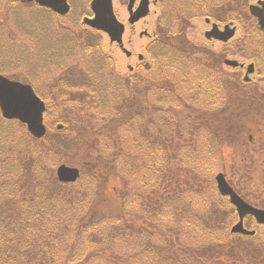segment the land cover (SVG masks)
Segmentation results:
<instances>
[{"label": "trees", "instance_id": "1", "mask_svg": "<svg viewBox=\"0 0 264 264\" xmlns=\"http://www.w3.org/2000/svg\"><path fill=\"white\" fill-rule=\"evenodd\" d=\"M226 6L229 10L233 8L231 4ZM167 16L157 21L154 42L147 50L149 64L142 83H130V76L125 80L118 78L104 57L88 58L85 73L72 80L83 87L77 98L47 101L45 118H52L54 130L40 140L31 138L26 131L21 132L27 145L20 156L10 158L4 148L2 123H16L25 130L24 126L0 116V264H55L58 257L62 258L61 264H80L74 257L76 248L82 247L91 237L92 229H96L91 227L97 212L90 208L89 201L96 194L104 195L100 186L105 190L111 188L112 185L107 184L111 178L123 186L121 191L132 187L142 202L141 209L138 212L123 209V199L129 192L120 193L112 186L109 201L117 199V208L113 216L102 210V228L96 232L97 236L104 233L105 244L92 251L95 255L90 252L85 259L95 256L105 264H264V240L255 242L257 232H264V225L254 223L253 237L232 235L228 227L234 223L236 214L227 198L211 191L212 196L203 200L204 195L208 197L205 193L208 190H202L198 176L193 173L189 175L190 182L195 180L196 187L192 184L191 190L183 192L185 187L182 185L181 189L177 183L178 174L171 177L164 163L169 151L178 150L184 144L192 151L194 141L191 144L189 139L199 140L202 135L211 136L209 143L214 148L211 141L218 138L217 132H222L215 129L214 111L201 113L190 106L194 92L211 94L214 91V80L203 68L210 56L207 51L198 54L196 43L188 42L183 30L173 32L170 14ZM227 20L235 25L240 22L233 17ZM252 28L264 37L257 25ZM91 50L86 48L85 57L93 53ZM171 64L176 67L169 68ZM169 70L174 73L169 75L166 73ZM230 87L233 95L242 98L231 99L233 108L242 103L248 120L255 116L254 106L263 113L264 96L260 99L253 91L242 94L240 84L235 82ZM178 90L186 95L185 99L178 100L182 111L167 110L178 114L165 113L167 105L175 106L167 96L176 97ZM196 97L203 99L202 94ZM60 108L64 109V115L57 113ZM124 113L127 116L122 118ZM180 119L187 127L176 129L174 134L173 125H180ZM243 123L245 121L239 127L243 130L235 132H239L237 138H245L241 140L249 151L254 149V139L253 135L250 138L246 135ZM121 124L127 125L121 134L125 148L115 143L120 139ZM57 125L61 126L60 130L56 129ZM232 130L226 132L230 137ZM223 142L224 145L216 141L220 149V152L215 149L217 155H223L227 149L226 141ZM139 151L144 158L150 159L148 164L142 161ZM67 153L71 155L66 157ZM195 153L199 156L198 150ZM77 157L82 159L77 160ZM240 157L238 168L228 166L223 173L234 174L235 169L249 173L250 168L244 167L249 163L246 155L241 153ZM68 158L78 161L80 178L74 184H61L54 171ZM179 160L182 161L180 165H186L185 159ZM86 161L84 167L82 162ZM143 169L146 172L140 178L142 189L134 190L132 178ZM177 171L186 169L180 166ZM253 173L250 170V174ZM228 181L240 194L232 180ZM179 193L182 196L175 197L180 196ZM194 194L201 198L193 207ZM158 211L162 217L159 223L155 217ZM154 217L156 223L151 221ZM198 220L201 234L208 240L188 243L189 235L184 232V226L197 231L194 222ZM231 236L241 241L229 242Z\"/></svg>", "mask_w": 264, "mask_h": 264}, {"label": "rangeland", "instance_id": "2", "mask_svg": "<svg viewBox=\"0 0 264 264\" xmlns=\"http://www.w3.org/2000/svg\"><path fill=\"white\" fill-rule=\"evenodd\" d=\"M253 1L255 0H196V3L193 4L192 0H159L161 5L160 10L156 8V13L154 15L152 14L151 17L149 16L143 24L136 27V33L132 37V45H129L131 48L127 47L125 43V47L127 48L125 49L133 53L132 59L128 61L120 51H112L110 49L108 38L94 31H89L81 25L79 17L82 18L83 15L85 16L88 12L89 0H69V3L72 5V10L67 18L62 19H56V17L51 19L47 12L37 10L35 8L36 6H32L31 3L20 2V0H0V73L9 79H15L21 82L27 81L28 83L31 82L39 94L45 97V100L53 84L63 86L62 82L57 83L59 79H62V76L70 83H73V78H76L77 75L84 74L87 66V63L85 66L84 62L92 57L93 59H98V57L103 55L109 64H111V68L115 69L118 78L125 80L127 79L126 76H131L127 66L135 64L137 54L142 52L143 44H147L145 37L139 39L138 34L144 31L153 35V33L156 32L158 17L161 14H170L169 19L173 32L178 29L183 30L186 34L187 41L196 43V47H198L196 52L198 54L202 51H207L210 56L203 68L204 70L206 69L207 73L214 80V91L211 92V94L207 91H202L200 93L198 91L194 92L192 98L193 102H190V106L197 108L201 113L208 114L210 110L212 112L214 111L216 114L214 119L215 129L218 128L219 131L222 132H217L216 136L218 138L211 141V144L213 146L215 145L214 148H212L209 143V138L211 136L207 138V136L202 135V138L199 140L196 138L193 140L189 139L191 144H193L192 142L194 141L192 151L189 150L188 144H184L178 150L169 151L167 158L165 160L162 158V160H164V163H166L165 165L168 166V172L171 177L178 174L179 179L177 183L179 182L181 189L182 185L185 187H183V192L191 190L192 184L193 187L196 185L195 180L190 182L192 177L189 176L191 173L196 174L202 190L206 191V188L208 190V192H205L208 194V197L204 195L205 198H203V200H207V198L212 196L211 191H213V194L216 191L214 183L215 176L218 173H222L228 166L238 168L236 164L241 161L240 154L242 153L246 155L249 161V163H247L248 165H244V167H249L254 173L250 174V170L248 173L237 171L236 169L234 174L224 173L227 174L228 179L232 180L235 187L241 192V196L244 197L249 204L256 208L264 209V120H259L264 117V105L263 113L255 109L254 106L252 112L255 116L248 120L244 114L245 108L241 105L242 103L235 108H233L231 104L232 98L238 97V100H242L241 95L235 96L230 91V85L235 82L236 84H240L242 94L246 91H253L260 99L264 96V37L257 34L256 29L252 28V26H256V22L250 19L251 15L248 6ZM122 2H124V0H113L114 11L119 20L126 18L125 5H123ZM226 4H231L233 8L229 10ZM154 10V7H151V11ZM189 13L195 14L198 18L189 16ZM207 16H213L214 19L220 18L222 20L228 19L229 16L230 18L240 19V22L236 25L235 37L228 44L205 42L202 37L203 33L210 28V25L208 26L205 24ZM67 19H71L70 22ZM58 30H63L64 37H34L37 34H48V32H53L55 36H59ZM130 36L131 32L128 30L124 36V41ZM2 38L8 43L2 44ZM3 46H8V56H2V52H4L2 50ZM88 47L96 49V54H93V56L90 55L89 57L86 56L85 58V50ZM15 51L18 52L14 54ZM224 59L238 61L239 63H243L245 67L253 63L255 73L249 77L251 82L249 84L243 83L245 67L243 70L228 69L223 64ZM52 61L54 62L52 63ZM115 63L117 64L115 65ZM174 67H176V65L171 64L169 68ZM77 72L78 74H76ZM166 73L172 75L174 71L169 70ZM73 74L76 75L73 77L71 76ZM136 74L141 75L140 72L137 71ZM26 78H29V81ZM130 79L131 77L128 79L129 82ZM198 94H202L203 99H197L196 96H198ZM50 98L53 99V102L59 101L53 98V94H51ZM185 98L186 95L181 90H178V95L176 97L168 95L167 99L175 106L167 105L165 113L178 114V112H167V110L179 111L181 107L178 100ZM172 100L177 104L173 103ZM46 103L48 102L46 101ZM246 107H248V104ZM60 109L61 110H58L57 113L61 112L59 114L64 115V109ZM104 112L105 111H102L101 113ZM220 113H222L223 116H220ZM125 116H127L126 113L121 115L122 118ZM229 120L231 122H229ZM243 121H245V124H243L245 125L244 130L247 131L246 135L249 138L253 135L254 139V149L249 151L248 149L246 150V146L241 140V138L244 137L239 136L237 138L239 132H235V130H243V127L241 129L239 128ZM52 122L53 120L50 116L45 118V124L49 133L54 130ZM179 123L180 125L178 123L173 125V128H175L173 129L174 134H176V129L181 130V128L187 127L185 126L184 120L180 119ZM121 125L123 126L118 129L120 139H116L115 143L125 148V141L121 134L127 125ZM231 129H233L232 137H230V133L226 134V132L231 131ZM21 132H25V130L20 128L16 123L12 125H4L2 123L3 140L6 141V146L4 148H6L10 158L20 156L25 150L27 143L24 141ZM225 134L226 138H224ZM216 141L223 145V141H226L225 145L227 149H224L223 155H217L214 152L215 149L218 148V146H216ZM246 142L248 143L249 141L246 139ZM195 150H198L199 156L196 155ZM217 150L220 152L219 148ZM139 154L143 159L142 161L148 164L150 159L148 157L144 158L141 151H139ZM70 155L71 154L67 153L66 157ZM117 157H120V159L123 158L121 155H117ZM179 158H182V160L185 159L186 165H180L179 163L182 161H180ZM81 159L82 158L77 157V160ZM77 160L73 162V158H68V160L64 161L68 166L78 167ZM86 164L87 161L82 162L84 167ZM180 166L186 169V171L178 172L177 170ZM79 168L81 169V167ZM145 172V169L139 170L133 176L132 185L134 190L138 191L142 189L140 178L143 177ZM107 184L116 186L119 191H121L123 187L118 181L112 178L110 179V183L107 182ZM175 185L177 184L173 181V188H175ZM112 186L109 190H105V187L103 188L102 186L101 188L100 186L101 191H104V195L101 193L96 194L93 199L89 201L90 208L97 212L91 227L96 229H92L91 237L85 241L82 247L76 248L74 257L80 261V264H105L104 260L96 258L95 256L89 257L88 259L85 258L90 252L96 249L98 250L105 244L103 240L104 233L101 232L103 236H97L96 232L100 231L102 228L100 219L102 210L112 215L114 209L117 208V199L109 201V195L112 196ZM126 190L127 188L120 193H125ZM127 191L129 194L126 193L122 208L132 209L138 212L141 209L142 202L139 197L133 193L135 191H133L131 186ZM179 195L180 196L175 197H181L182 193H179ZM194 195L195 198H193V200L196 201L193 207L199 204L201 198L196 194ZM159 212L160 211H158L156 214L157 216H155L157 217L158 223L162 220V217L158 214ZM155 217L151 220L154 221L152 223H156ZM235 221L236 219H234L233 222L235 223ZM232 225L233 224L228 227V231ZM194 226L197 228V231L189 228V226H184V232H187L189 235L186 242L206 243L208 237L205 238L206 235L201 234L200 221H195ZM245 226L248 230H254V221L251 219L246 220ZM257 233L258 235L255 242L264 240L262 239V237H264V232L259 233L258 231ZM238 238L239 237L231 236L228 240L229 242L240 240ZM114 246L116 247V245ZM92 255H95V252H92ZM61 262L62 258L58 257L55 264H61Z\"/></svg>", "mask_w": 264, "mask_h": 264}, {"label": "water", "instance_id": "3", "mask_svg": "<svg viewBox=\"0 0 264 264\" xmlns=\"http://www.w3.org/2000/svg\"><path fill=\"white\" fill-rule=\"evenodd\" d=\"M35 2L54 12L64 15L68 12L66 0H35ZM133 0L130 1L128 8L131 9ZM90 7L94 13L93 19L85 18L83 23L88 27L102 31L107 34L111 42L121 44V37L124 26L119 23L113 13L112 0H92ZM250 14L258 21V26L264 31V3L258 2V5L249 7ZM148 13V0H142L138 10L129 22L146 16ZM235 28L225 26L223 31H219L216 25H212L210 31L205 33L206 39H215L226 42L234 36ZM225 64L231 67L238 66L233 60H225ZM253 66L247 67V75L252 73ZM247 80V76L245 77ZM45 107L43 102L34 94L28 85L17 82H11L0 76V112L4 119L17 120L26 125L29 134L40 139L44 136L46 130L43 125V113ZM56 176L59 182L73 183L79 177V171L74 167L60 165L56 169ZM216 188L221 196L228 197L229 203L234 206L238 221L231 228V233L252 236L254 231H248L243 226V220L246 216H252L258 224H264V209L255 208L246 203L229 186L224 174L219 173L215 177Z\"/></svg>", "mask_w": 264, "mask_h": 264}, {"label": "flooded vegetation", "instance_id": "4", "mask_svg": "<svg viewBox=\"0 0 264 264\" xmlns=\"http://www.w3.org/2000/svg\"><path fill=\"white\" fill-rule=\"evenodd\" d=\"M130 0H127V3H126V1L125 2H122V4L123 5H125V12H126V18L124 19V18H122L120 21L124 24V27H125V30H124V34H123V37H122V45L121 46H119L118 44H114V43H110L109 45H110V49L112 50V51H120L121 52V54L124 56V58L126 59V60H128V61H130L131 59H132V56H133V53L132 52H130V51H123L126 47H125V43L127 44L126 46L127 47H130L129 45L131 44L132 45V42H133V40H132V37L135 35V33H136V27L138 26V25H140V24H143L145 21H146V19L150 16L151 17V15L153 14H155L156 13V8L157 9H159L160 10V7H161V5H160V2H159V0L158 1H156V0H148V3H149V11H148V16L146 17V18H141V19H138V20H136L135 22H133V23H131V24H129L128 23V19L130 18V15L133 13V12H135L136 10H137V8L139 7V5H140V2H141V0H133V5H132V9H131V11L129 10L128 11V2H129ZM20 2H27V3H31L32 4V6H36L35 8L37 9V10H41V11H45V12H47L48 13V15L51 17V19L52 18H55L56 17V19H62V18H67L70 14V11L72 10V5L69 3V0H67V2H68V5H69V12H68V14L67 15H65V16H61V15H59V14H56L55 12H52V11H50L49 9H46V8H40L37 4H35V2H33V1H30V0H20ZM125 3V4H124ZM159 3V4H158ZM192 3L194 4V3H196V0H192ZM151 7H154V11H151ZM157 15H158V12H157ZM160 15V14H159ZM86 16H88L89 18H91L92 17V15H89V14H86ZM116 16H117V14H116ZM132 16V15H131ZM189 16H192V17H194V18H198L195 14H192V13H189ZM163 18H165V14H163V16H162ZM70 18V17H69ZM84 18V15H83V17L81 18V17H79V21H80V23H81V20ZM117 18H118V16H117ZM207 19H210V21L213 19V16H211V17H209V16H207ZM69 22H70V20L71 19H67ZM223 20H226V19H223ZM222 19H220V18H218V20H217V22H219L218 23V28H219V30L220 31H222L223 29V24H225V23H222L221 24V21H223ZM207 25H209V24H207ZM128 30L131 32V36L129 37V38H127L126 39V41H124V36H125V34H126V32H128ZM50 31V30H49ZM55 31V30H54ZM55 34H56V31H55ZM58 35L59 36H55L54 35V33L53 32H48V34H45V35H40V34H37V35H35L34 37L35 38H42V37H64L63 36V30L62 31H59L58 30ZM4 37V36H3ZM138 37H139V39L140 38H143V37H145V40L147 41V44H143V50H142V52H139V54H137V56H136V62H135V64L134 65H128L127 67V69H128V71L130 72V77H131V79H130V82L131 83H133V84H140V83H142L143 82V79H144V75H143V73H144V70L148 67L147 66V62H146V58L147 59H149V57H148V55H147V50L149 49V47L151 46V44H152V42L154 41V33H153V35H151L150 36V34L149 33H147V32H144V31H142V32H140L139 34H138ZM212 42H214V43H217V42H215V41H212ZM8 42L4 39V38H2V44H7ZM10 46V45H9ZM131 48V47H130ZM127 49V48H126ZM2 50L4 51V52H2V56L4 55V56H8V53H9V49H8V46H3L2 47ZM19 51V50H18ZM18 51H15L14 52V54L16 53V52H18ZM48 57V56H47ZM101 57H102V55H101ZM54 61H52V63H53ZM117 63H115V65H116ZM229 69V68H228ZM238 69H240V70H243V68H238ZM238 69H236V70H238ZM136 71L137 72H140V74L141 75H137L136 74ZM241 72V71H240ZM245 72V71H244ZM255 73V72H254ZM77 74V73H76ZM75 74V75H76ZM74 74L73 75H71V76H75ZM81 76V75H80ZM129 77V78H130ZM62 79H59L58 80V82L57 83H63V86H61V85H57V84H53V86L51 87V89H50V93L51 94H53V98H55L56 100H73V99H75V98H77V94H75V89L77 88V85H75V86H73L72 85V83H70L67 79H65V77L64 76H62L61 77ZM63 81H65V82H63ZM76 82L77 81H75V84H76ZM43 97V96H42ZM41 97V98H42ZM44 98V97H43ZM43 98H42V100H43ZM45 99V98H44Z\"/></svg>", "mask_w": 264, "mask_h": 264}]
</instances>
